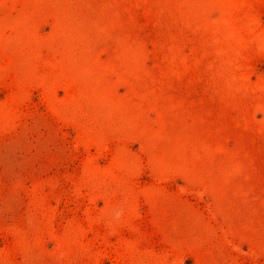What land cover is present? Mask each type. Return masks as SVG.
<instances>
[{
    "label": "rangeland",
    "instance_id": "374dc122",
    "mask_svg": "<svg viewBox=\"0 0 264 264\" xmlns=\"http://www.w3.org/2000/svg\"><path fill=\"white\" fill-rule=\"evenodd\" d=\"M0 264H264V0H0Z\"/></svg>",
    "mask_w": 264,
    "mask_h": 264
}]
</instances>
